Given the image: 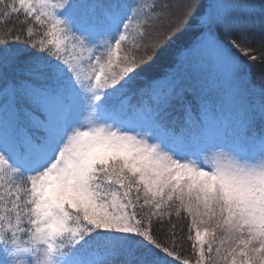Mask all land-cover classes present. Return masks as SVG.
Here are the masks:
<instances>
[{"label": "snow or ice", "instance_id": "1", "mask_svg": "<svg viewBox=\"0 0 264 264\" xmlns=\"http://www.w3.org/2000/svg\"><path fill=\"white\" fill-rule=\"evenodd\" d=\"M0 264H264V0H0Z\"/></svg>", "mask_w": 264, "mask_h": 264}, {"label": "trees", "instance_id": "2", "mask_svg": "<svg viewBox=\"0 0 264 264\" xmlns=\"http://www.w3.org/2000/svg\"><path fill=\"white\" fill-rule=\"evenodd\" d=\"M170 2H171V0H170ZM160 70L163 71V68H161Z\"/></svg>", "mask_w": 264, "mask_h": 264}]
</instances>
